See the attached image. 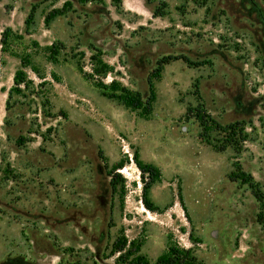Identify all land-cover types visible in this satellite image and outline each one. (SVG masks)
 <instances>
[{
  "label": "rangeland",
  "instance_id": "rangeland-1",
  "mask_svg": "<svg viewBox=\"0 0 264 264\" xmlns=\"http://www.w3.org/2000/svg\"><path fill=\"white\" fill-rule=\"evenodd\" d=\"M197 109L244 141L219 149ZM136 161L161 173L154 212ZM170 244L264 264V0H0V264H156Z\"/></svg>",
  "mask_w": 264,
  "mask_h": 264
},
{
  "label": "trees",
  "instance_id": "trees-1",
  "mask_svg": "<svg viewBox=\"0 0 264 264\" xmlns=\"http://www.w3.org/2000/svg\"><path fill=\"white\" fill-rule=\"evenodd\" d=\"M173 59L172 57H165L162 60L158 62V69L151 75L149 78V85H150V94L151 97L148 100L147 106L144 107V113L149 114L150 113V105L152 103L154 93H153V78L157 77L162 69V66L167 64L168 62ZM185 62L191 64V61L187 58H182ZM102 65V68L106 71H108L109 67L103 63L99 62ZM14 84H15V91L20 92L21 86H26V80L25 75L22 71L17 72L15 78H14ZM101 88H105L103 84H100ZM120 100L124 102V104L128 107H131L133 109H141L142 103L139 98L133 97L132 95H123L118 97ZM189 111H192L191 109ZM196 112V118L205 129H207V125L210 124L211 126H215L217 129L223 131L226 133V140L225 145L220 147L219 149L223 150L227 146H233L237 147L238 141H244L245 135V129L240 123L231 124L227 127H221L217 124L209 115H206L204 110L197 109L194 110ZM136 165L138 169L141 171L142 175L147 177L148 182L144 185V197H143V203L147 210L154 212L155 208L153 204L151 203L150 199L148 198V192L150 187L160 178L161 173L158 169H156L153 166L150 165H143L141 162L136 161ZM123 167V164H119L118 166L113 168L114 173L118 170H120ZM116 177V176H115ZM230 179L232 181L238 182L242 185L248 184L250 189L252 190L254 196L257 199H260L261 192L256 189V185L254 183V180L251 175L245 173L241 166L239 164L236 165V170L234 173L231 174ZM114 181V179H113ZM127 242L125 239L118 240L114 244V251L116 253H122L125 251ZM129 257H132V260H129ZM119 261H129V264H148L146 259L142 256H136L131 253L127 254H121L119 257ZM156 264H204L203 261H201L192 250H186L183 248H180V246L176 244H170L168 247V251L166 254L161 256Z\"/></svg>",
  "mask_w": 264,
  "mask_h": 264
}]
</instances>
